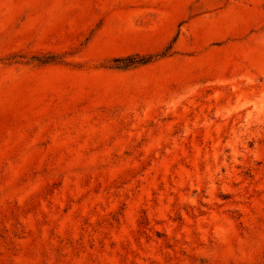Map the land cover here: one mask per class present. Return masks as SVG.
Returning <instances> with one entry per match:
<instances>
[{"label":"rangeland","instance_id":"374dc122","mask_svg":"<svg viewBox=\"0 0 264 264\" xmlns=\"http://www.w3.org/2000/svg\"><path fill=\"white\" fill-rule=\"evenodd\" d=\"M181 1L0 0V264H264V0Z\"/></svg>","mask_w":264,"mask_h":264},{"label":"crops","instance_id":"0c3cea01","mask_svg":"<svg viewBox=\"0 0 264 264\" xmlns=\"http://www.w3.org/2000/svg\"><path fill=\"white\" fill-rule=\"evenodd\" d=\"M172 7H175L178 10H185V8L190 7V4L188 3L187 0H182L179 4H177V3L173 4Z\"/></svg>","mask_w":264,"mask_h":264},{"label":"trees","instance_id":"16d2710c","mask_svg":"<svg viewBox=\"0 0 264 264\" xmlns=\"http://www.w3.org/2000/svg\"><path fill=\"white\" fill-rule=\"evenodd\" d=\"M150 61L151 60L145 59V58H140V59H137V60L133 59V61H131V63L127 64L126 66L146 64V63H148Z\"/></svg>","mask_w":264,"mask_h":264},{"label":"bare ground","instance_id":"6f19581e","mask_svg":"<svg viewBox=\"0 0 264 264\" xmlns=\"http://www.w3.org/2000/svg\"><path fill=\"white\" fill-rule=\"evenodd\" d=\"M264 17V16H263Z\"/></svg>","mask_w":264,"mask_h":264}]
</instances>
